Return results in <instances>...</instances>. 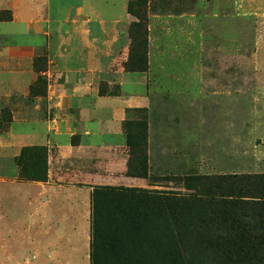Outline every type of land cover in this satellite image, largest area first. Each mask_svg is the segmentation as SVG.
Wrapping results in <instances>:
<instances>
[{
	"label": "rangeland",
	"instance_id": "obj_1",
	"mask_svg": "<svg viewBox=\"0 0 264 264\" xmlns=\"http://www.w3.org/2000/svg\"><path fill=\"white\" fill-rule=\"evenodd\" d=\"M38 3L42 35H52L61 19L66 37L78 47V41L85 42L98 63L99 91L119 93L118 76L124 72L148 98L146 106L127 110L123 124V173L144 183L111 187L187 198L212 191L216 177L264 173V0ZM58 10L76 11L80 22L74 26ZM137 24L142 31L135 30ZM45 60L42 44L33 62L32 93L44 92ZM132 66L137 70H128ZM10 120L1 110L0 131ZM135 129L144 132V140L129 145L127 130ZM0 177L16 179V156L0 167ZM15 191L11 185L0 191V264H54L60 257L53 243H47L48 253L40 247L44 243L16 236ZM87 234L85 248L78 255L65 252L62 264H90V227ZM198 250L210 256L219 251L208 241L187 254Z\"/></svg>",
	"mask_w": 264,
	"mask_h": 264
},
{
	"label": "crops",
	"instance_id": "obj_2",
	"mask_svg": "<svg viewBox=\"0 0 264 264\" xmlns=\"http://www.w3.org/2000/svg\"><path fill=\"white\" fill-rule=\"evenodd\" d=\"M58 11L74 26L80 22L76 11ZM41 14L38 0H0V111L11 115L0 131V167L23 147L46 148L45 180L18 178L16 163V179L0 177V191L16 187V236L44 243L40 247L48 253L47 243H53L60 257L54 264H62L65 252L78 255L85 248L94 187L144 183L123 173V124L127 110L146 106L148 98L124 72L118 76L119 93H100L98 63L85 42L78 47L66 37L61 19L52 35H42ZM42 44L46 69L40 73L46 81L37 94L30 90Z\"/></svg>",
	"mask_w": 264,
	"mask_h": 264
},
{
	"label": "trees",
	"instance_id": "obj_3",
	"mask_svg": "<svg viewBox=\"0 0 264 264\" xmlns=\"http://www.w3.org/2000/svg\"><path fill=\"white\" fill-rule=\"evenodd\" d=\"M135 30L143 28L137 24ZM143 140L141 129L127 130L129 145ZM16 163L18 178L46 179L45 147H23ZM210 186L212 191L187 198L94 187L90 264H264V173L216 177ZM208 241L219 250L215 256L199 250L187 254L191 246L203 248Z\"/></svg>",
	"mask_w": 264,
	"mask_h": 264
}]
</instances>
